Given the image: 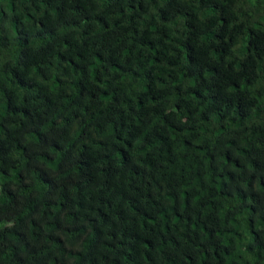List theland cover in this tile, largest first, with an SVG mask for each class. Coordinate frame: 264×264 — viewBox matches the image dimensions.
<instances>
[{
  "label": "trees",
  "instance_id": "1",
  "mask_svg": "<svg viewBox=\"0 0 264 264\" xmlns=\"http://www.w3.org/2000/svg\"><path fill=\"white\" fill-rule=\"evenodd\" d=\"M0 264H264V0H0Z\"/></svg>",
  "mask_w": 264,
  "mask_h": 264
}]
</instances>
